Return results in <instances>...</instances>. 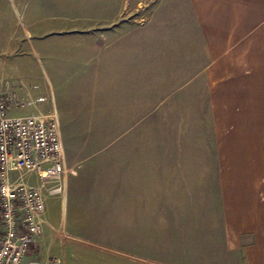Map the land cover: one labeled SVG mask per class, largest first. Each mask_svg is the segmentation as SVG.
Listing matches in <instances>:
<instances>
[{"label":"rangeland","instance_id":"374dc122","mask_svg":"<svg viewBox=\"0 0 264 264\" xmlns=\"http://www.w3.org/2000/svg\"><path fill=\"white\" fill-rule=\"evenodd\" d=\"M44 1L47 10L61 12L63 17L56 19V25L76 30L80 43L98 36L93 32L99 27L142 29L143 61L147 63L142 67L141 92L134 85L139 74L132 76L134 82L128 76L125 113L106 112L110 108L104 105L107 90L101 78L95 82L90 76L78 79L72 91L74 105L67 108L71 113L58 119L65 168L60 191H52V181L28 177L45 195L42 230L49 216L53 222L47 224L46 233L58 238L61 261L125 264L120 245H136L144 255L143 264L232 261L220 242L225 225L223 192L246 187V113L239 118L235 113L229 73L218 76L224 96L215 99L213 95L212 102L209 98L205 102L201 95L206 93L203 73L195 74L184 90L178 87L177 71L189 66L191 74L202 65L196 59L201 53L198 45L206 43L192 2L0 0L3 92L7 79L35 75L42 83V49L36 36L46 11ZM161 28L166 33L160 34ZM171 42L183 50L179 61L170 54V62L176 63L170 75L160 78L156 108L148 72L151 45ZM187 49H191L190 59ZM158 55L159 63L167 61L161 51ZM162 67L165 70L166 63ZM215 76L212 69L207 78ZM173 84L177 85L173 95L163 98Z\"/></svg>","mask_w":264,"mask_h":264},{"label":"crops","instance_id":"0c3cea01","mask_svg":"<svg viewBox=\"0 0 264 264\" xmlns=\"http://www.w3.org/2000/svg\"><path fill=\"white\" fill-rule=\"evenodd\" d=\"M189 1L199 18L206 43L198 45L201 53L196 59L200 58L202 65L194 67L191 74L187 69L189 66L184 71L182 68L177 71L181 81L179 89L184 90L195 74L203 73L206 93H201L202 98L205 102L207 98L211 101L213 95L215 99H221L224 94L218 76L229 73L235 113L238 118L241 113H246V187L223 192L225 225L220 242L225 255L233 257V260L228 262L225 258L220 264H264V0ZM42 8L46 11L42 12V27L36 36L42 49V83L35 75L7 79L4 93L13 98V112L45 117L52 115L62 121L65 114L71 113L67 108L74 105L72 91L76 81L90 76L94 82L101 78L105 83L107 95L104 105L110 108L106 112L125 113L128 76L132 81V76L139 74V78L134 79L137 86L132 82L135 89L142 90L139 82L142 67L147 64L143 61L142 29L125 25L99 27L102 30L93 32L98 36L91 37L87 43H80L76 30H64L56 25V19L63 17L61 12L47 10V1L42 2ZM159 31L160 34L166 33L162 28ZM182 50L172 42L171 45H151L148 72L156 108L160 102V78L170 75L171 66L174 60L179 61ZM159 51L161 58L166 55V62H158ZM170 54L174 55V62H170ZM186 57L192 58L191 49H187ZM164 63L165 70L162 67ZM212 69L217 76L207 78ZM175 87V84L170 86V92L162 97L170 98ZM49 222L53 221L48 216L47 224ZM47 224L43 225L42 233L33 237L20 264H65L61 261L58 238L46 233ZM120 250L125 252V264H143L144 255L138 252L136 245H120Z\"/></svg>","mask_w":264,"mask_h":264},{"label":"built area","instance_id":"2783aa9c","mask_svg":"<svg viewBox=\"0 0 264 264\" xmlns=\"http://www.w3.org/2000/svg\"><path fill=\"white\" fill-rule=\"evenodd\" d=\"M13 105L0 90V264H20L42 231L45 195L28 177L52 181L59 192L65 171L58 119L16 114Z\"/></svg>","mask_w":264,"mask_h":264}]
</instances>
